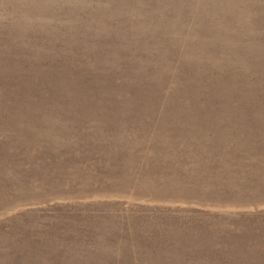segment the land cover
<instances>
[{"label": "rangeland", "instance_id": "obj_1", "mask_svg": "<svg viewBox=\"0 0 264 264\" xmlns=\"http://www.w3.org/2000/svg\"><path fill=\"white\" fill-rule=\"evenodd\" d=\"M0 264H264V0H0Z\"/></svg>", "mask_w": 264, "mask_h": 264}]
</instances>
